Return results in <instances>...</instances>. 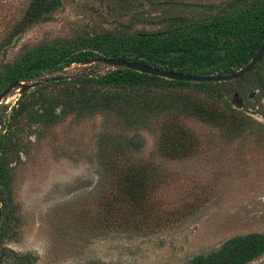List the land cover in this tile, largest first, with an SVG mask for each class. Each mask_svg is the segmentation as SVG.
Wrapping results in <instances>:
<instances>
[{"label": "rangeland", "instance_id": "obj_1", "mask_svg": "<svg viewBox=\"0 0 264 264\" xmlns=\"http://www.w3.org/2000/svg\"><path fill=\"white\" fill-rule=\"evenodd\" d=\"M28 1L0 0V68L23 49L71 37L84 24L110 26L91 5L64 0L51 20L19 33L14 26ZM184 1L207 4L209 12L225 2ZM140 9L162 18L179 11L154 8L145 0ZM160 27L164 24L137 25L146 30ZM87 66L72 64L48 76L109 68ZM19 96L18 90H12L1 101L3 117L16 106ZM225 98L233 108H243L235 93ZM245 112L258 123L235 136L195 118L181 117L179 121L196 142L193 151L181 158L158 152L157 133L131 131L107 114L81 120L68 116L46 129L37 125L31 134L24 115L19 122L21 147L8 166L16 220L1 241L5 256H0V264H12L13 254L29 256L31 264H80L92 259L180 264L233 235L264 231V111L254 106ZM135 134L140 137L125 148L123 140ZM133 161L152 168L156 189L148 202L150 214L138 217L137 224L122 225L118 218L114 221L107 206L120 168ZM250 264H264V254Z\"/></svg>", "mask_w": 264, "mask_h": 264}, {"label": "trees", "instance_id": "obj_2", "mask_svg": "<svg viewBox=\"0 0 264 264\" xmlns=\"http://www.w3.org/2000/svg\"><path fill=\"white\" fill-rule=\"evenodd\" d=\"M82 1L91 5L110 26L105 27L101 22L84 24L71 37L23 49L13 61L1 65L0 91L12 82L36 80L98 56L190 75L226 74L245 65L264 38V0H225L213 12L208 8L161 4L184 0H145L154 8L199 14L188 16L178 11L163 18L141 10L144 0ZM63 3L64 0H29L14 30L25 31L51 20ZM139 23H163L164 27L146 30L137 28ZM231 93L238 96L242 109L233 108L227 102L225 97ZM20 97L7 117L0 114L1 257L5 256L1 241L16 220L8 166L21 147L19 122L24 115V124L31 134L37 125L46 129L68 116L81 120L107 114L131 131L157 133L158 152L168 158H181L192 152L196 143L194 134L179 121L181 117L195 118L229 136L258 123L245 110L258 106L264 111V54L248 73L227 81L170 80L125 67H109L104 72L86 71L49 80ZM138 136L124 139V147L134 143ZM151 170L141 161L129 162L120 168L114 181L116 189L107 206L114 221L118 218L122 225L137 224L138 217L150 214L148 202L157 181ZM263 254L264 231H251L233 235L210 251L180 264H250ZM12 264H31V260L29 256L13 254ZM80 264L117 263L92 259Z\"/></svg>", "mask_w": 264, "mask_h": 264}, {"label": "water", "instance_id": "obj_3", "mask_svg": "<svg viewBox=\"0 0 264 264\" xmlns=\"http://www.w3.org/2000/svg\"><path fill=\"white\" fill-rule=\"evenodd\" d=\"M161 4L179 6V7H195V8L209 7V5L207 4L187 2V1H167V2H161ZM14 42H15V38H13L11 45ZM263 54H264V38L261 44L259 45L257 51L255 52V54L252 56V58L245 65L241 66L234 72H230L226 74H213V75H200V76L178 73V72H174L170 70H164L162 68H158L155 66L141 63V62H133V61H127L125 59L109 58L105 56H98V57L90 58L88 60H84L81 62H76L73 64L89 65V64L99 63V64H104L112 68L125 67V68L136 70L141 73L156 75V76L164 77L170 80H180V81H190V82H219V81L237 79L243 76L244 74L248 73L258 63V61L261 59ZM51 79L58 80L59 77H52ZM48 80H49L48 78H44V79H39L33 82H23V81L12 82L0 91V103L4 98L8 96V94L12 90H18L19 95H21L22 93L29 91L35 88L36 86L42 85Z\"/></svg>", "mask_w": 264, "mask_h": 264}, {"label": "flooded vegetation", "instance_id": "obj_4", "mask_svg": "<svg viewBox=\"0 0 264 264\" xmlns=\"http://www.w3.org/2000/svg\"><path fill=\"white\" fill-rule=\"evenodd\" d=\"M208 8V7H207ZM21 32V31H20ZM64 69V68H63ZM63 69H60V70H57V71H62ZM57 71H55V72H57ZM54 73V72H53ZM50 73H48V74H45V75H43L41 78H39V79H44V78H48L49 80H53V79H51L52 77H59V79L60 78H62V77H64V76H48ZM39 79H36V80H39ZM36 80H34V81H36ZM48 80V81H49ZM47 81V82H48ZM29 82V81H28ZM33 82V81H32ZM26 92H28V91H26ZM25 93V92H24ZM24 93H22L21 95H23ZM20 95V96H21ZM19 96V98H18V100H17V102H19V100L21 99V97ZM16 106H17V103H16Z\"/></svg>", "mask_w": 264, "mask_h": 264}]
</instances>
